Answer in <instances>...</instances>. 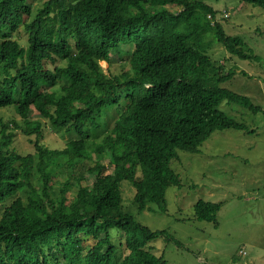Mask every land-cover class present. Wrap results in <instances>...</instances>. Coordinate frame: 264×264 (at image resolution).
Returning a JSON list of instances; mask_svg holds the SVG:
<instances>
[{
	"label": "trees",
	"instance_id": "trees-1",
	"mask_svg": "<svg viewBox=\"0 0 264 264\" xmlns=\"http://www.w3.org/2000/svg\"><path fill=\"white\" fill-rule=\"evenodd\" d=\"M32 1L0 0V109L24 118L0 115V264H167L152 243L179 242L125 210L122 183L136 189L140 210L165 212L168 188L180 184L171 167L179 151L200 152L216 131H252L221 109L263 111L222 86L237 71L211 58L209 34L236 57L263 60L201 0ZM115 53L131 54L129 70L105 72ZM62 129L78 138L47 147ZM18 132L34 154L10 150ZM222 205L200 200L196 218L217 223ZM89 236L98 242L86 249ZM118 240L126 255L115 263Z\"/></svg>",
	"mask_w": 264,
	"mask_h": 264
},
{
	"label": "rangeland",
	"instance_id": "rangeland-1",
	"mask_svg": "<svg viewBox=\"0 0 264 264\" xmlns=\"http://www.w3.org/2000/svg\"><path fill=\"white\" fill-rule=\"evenodd\" d=\"M46 1L32 3L41 6ZM201 1L216 10L217 21L229 35L241 37L263 60L260 63L236 57L213 35H208L211 58L219 65L224 64L225 71H237L222 86L250 97L263 111L253 113L235 103L224 102L221 109L252 131H216L200 147V152L179 151V158L172 161L171 167L180 184L168 188L165 212L156 204L150 205L151 211L140 210L134 204L136 189L129 181L122 183L124 206L138 222L152 230H166L179 242H167L164 236L152 243L153 252L164 256L167 264H264V8L244 0ZM113 57L112 62L101 63L106 73L120 74L130 69L131 54L115 53ZM0 114L6 121L20 120L12 108L1 110ZM31 115L33 119L40 118L35 110ZM114 117L116 112L111 111V126ZM76 138L77 134L67 129L51 131L46 145L52 149L65 148L66 142ZM12 148L18 153H34L29 137L22 134ZM110 160L108 156L102 162L110 165ZM96 161L94 156L90 164ZM67 197L73 198V192H68ZM200 200L222 202L217 223L196 218L195 205ZM83 242L90 249L98 239L89 236ZM121 242H117L115 263L126 255Z\"/></svg>",
	"mask_w": 264,
	"mask_h": 264
},
{
	"label": "clouds",
	"instance_id": "clouds-1",
	"mask_svg": "<svg viewBox=\"0 0 264 264\" xmlns=\"http://www.w3.org/2000/svg\"><path fill=\"white\" fill-rule=\"evenodd\" d=\"M106 62V61H105ZM102 65V64H101ZM103 67V66H102ZM9 108H12L13 110H14V112L16 113V115L17 116H19V118H20V120H19V122L20 123H22L23 124V121H24V118L19 114V112H18V110H17V108L15 107V106H7L6 108H2V109H0V111L1 110H4V109H9ZM1 115V114H0ZM2 116V115H1ZM3 117V116H2ZM4 118V117H3ZM5 119V118H4ZM5 121H6V119H5ZM0 131H1V128H0ZM21 133L20 132H18V134H17V136L18 135H20ZM7 135H8V132H7ZM23 135V134H22ZM17 136H16V138H17ZM25 136V135H24ZM2 137V135H1V132H0V138ZM16 138H15V140H16ZM15 140H14V142H15ZM12 143V142H11ZM12 144H14V143H12ZM10 150L11 151H13V152H16L13 148H12V146H11V148H10ZM31 154H34V153H31Z\"/></svg>",
	"mask_w": 264,
	"mask_h": 264
}]
</instances>
